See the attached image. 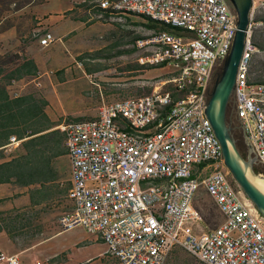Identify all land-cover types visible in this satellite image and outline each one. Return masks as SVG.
Masks as SVG:
<instances>
[{
  "label": "built area",
  "instance_id": "2783aa9c",
  "mask_svg": "<svg viewBox=\"0 0 264 264\" xmlns=\"http://www.w3.org/2000/svg\"><path fill=\"white\" fill-rule=\"evenodd\" d=\"M99 4L171 26L183 23L184 31L158 30L134 41L142 52L138 64L174 66L167 81L157 82L150 93L102 105L93 119L59 124L71 163L69 196L74 202L71 211L60 215V229L82 226L97 235L106 246L99 256L117 264H165L176 246L205 264H264V217L220 170L221 144L204 121L214 67L230 51L236 32L228 1ZM252 16L250 11L233 104L248 145L264 164V83H248L255 51L249 39ZM53 40L46 32L39 43ZM166 82L177 91L165 89ZM14 142L11 136L9 145ZM200 188L222 217L208 229L201 228L204 220L193 203ZM19 262L17 254L0 251V264Z\"/></svg>",
  "mask_w": 264,
  "mask_h": 264
},
{
  "label": "crops",
  "instance_id": "0c3cea01",
  "mask_svg": "<svg viewBox=\"0 0 264 264\" xmlns=\"http://www.w3.org/2000/svg\"><path fill=\"white\" fill-rule=\"evenodd\" d=\"M82 1L45 0L36 5H54L43 11L35 10L36 5L28 6L38 26L34 31L42 33L18 52L33 61L36 73L6 86L9 98L15 100L13 105L11 99L6 101V113L11 114L6 130L13 134L0 143V164L25 154L24 143L42 154L31 163L34 169L24 175L26 180L34 179L32 183L19 184L17 177L0 181V217L9 216V231H0L7 249L0 247V251L17 254L19 264L30 262L27 252L45 245L59 231L60 215L74 207L69 196L71 163L59 124L93 119L102 105L145 94L149 89L145 83L151 72L136 64V54L142 52L134 48L135 38L151 32L144 25L146 19L129 12L101 14L91 7H77ZM46 32L54 40L42 45L39 39ZM164 68L173 73L174 66L161 70ZM11 136L15 142L9 145ZM197 191L193 203L209 196L204 189ZM17 228H22L20 233ZM91 235L93 241L104 245L103 253L105 244ZM50 258L35 264H61V259L50 262Z\"/></svg>",
  "mask_w": 264,
  "mask_h": 264
},
{
  "label": "rangeland",
  "instance_id": "374dc122",
  "mask_svg": "<svg viewBox=\"0 0 264 264\" xmlns=\"http://www.w3.org/2000/svg\"><path fill=\"white\" fill-rule=\"evenodd\" d=\"M255 4L252 7V11L259 8L257 11L259 13L264 12V0H254ZM53 3L50 2L49 4H42L34 6L35 10L43 11L47 9L53 8ZM31 7H27L25 9H21L20 11L16 12H5L0 14V55L5 53H17L18 49L22 50L21 48L26 45L21 39V36H25L28 32H33L38 26L36 25V19H34L33 14L31 13ZM14 24V27L2 30L3 27L7 23ZM257 31L258 38H264V23H259L255 26ZM17 30L22 33V35H18ZM41 31V30H39ZM36 32V31H35ZM257 56L261 59L264 58V51L255 49ZM140 54V53H139ZM138 54H136V57ZM136 64H138L136 62ZM14 63L7 64V68H11ZM147 72H151L147 78V83L149 90H146L145 94L152 92L154 85L159 81H167L171 78V69L161 68L148 70ZM170 84L166 82L163 87L165 89L166 86ZM142 95V94H140ZM139 96V95H138ZM234 102V97H232L231 101L228 104V110H232ZM244 151H246V156L243 158L247 161H253V171L257 177L264 178V167H262L261 163L257 160L256 156L254 155L251 148L245 144ZM224 171L229 172V170L224 166ZM230 173V172H229ZM255 176V177H256ZM232 177V176H231ZM256 179V178H255ZM202 191L203 188H200L197 192ZM194 205L198 206L200 211L205 214L211 220V226L214 227L216 223H219L222 220L221 215L218 213L214 202L210 196H206L205 199L202 201L200 199L194 201ZM205 226L210 228L206 225L204 221V226L201 227L202 229H207ZM58 232L53 234L49 241L45 243V245L31 249L27 252L29 254L30 262L28 264H35L36 261L40 263H44L47 257H59L61 258V264H117V261L112 258H104L99 256L102 253L104 245L100 242L93 241L91 237L93 235L89 234L82 226H75L68 230H61L58 229ZM7 241H3L0 239V247L3 249H7L6 247ZM8 241V245H9ZM176 249L178 253H176ZM173 252H171L170 256L166 264H205L204 262L198 260L187 251L181 248H176ZM20 257H23L22 255ZM23 259V258H22Z\"/></svg>",
  "mask_w": 264,
  "mask_h": 264
},
{
  "label": "trees",
  "instance_id": "16d2710c",
  "mask_svg": "<svg viewBox=\"0 0 264 264\" xmlns=\"http://www.w3.org/2000/svg\"><path fill=\"white\" fill-rule=\"evenodd\" d=\"M43 1L45 0H0V14L3 13V11L5 12L6 11L7 12L20 11L21 9H24L25 7L36 5V4L42 3ZM76 6L85 7V8L91 7L93 10H95L96 12L99 11L101 14H104L105 11L117 12V11L111 10L110 8H102L99 4V0H84L76 4ZM258 9L259 8L253 10L249 39H250V44L252 45V47H254L255 49L257 48L258 50L264 51V38L257 37V31L255 28V26L258 25L259 23H264V12L259 13L257 11ZM138 15L146 19V22L144 25L148 29H150L151 32L158 31V30H167V31H173L177 33L179 31H183L178 26H175V25L171 26L165 22L152 19L143 14H138ZM11 27H14V24L9 22L3 27L2 30H5ZM17 32H18V35L19 34L22 35V33L19 32V30H17ZM41 33L42 31H36V32L29 31L26 36L24 33V35L21 36V39L24 43H27V41L30 39L38 38ZM257 55L258 54L256 53V51H254L251 54L250 60H249L248 83L250 84L264 83V58L261 59ZM10 63H14V65L11 68H7L6 65ZM164 66L165 64H149V65H140V68H146V69L152 70V69H157V68H161ZM135 68H139V67H135ZM35 73H36V68L34 67L33 61L26 60L22 54L19 55L17 53L9 52V53L0 55V143L7 141L8 137L11 134H13L12 130H9V131L6 130V127L9 124L8 122L9 117L11 116V114L6 113V110L9 107V105L6 103L7 99L9 98L7 90H6V86L12 84V80H14V83H15L18 79L22 78L24 75L35 74ZM166 88L169 90H172L173 92L177 91L176 88L171 86V84H168ZM9 99H11L9 101L10 104L13 105L15 100H13V98H9ZM123 129L131 131L130 126H123ZM239 139L241 143L243 144L244 143L243 136L239 135ZM35 140H38V138ZM31 141L33 140H27L26 142H31ZM24 146L26 148L25 154L19 156L17 159L12 158L0 164V181H8L10 178H13V177H17L19 184H23V185L30 184L32 183L31 181H34V179L31 180V178L26 180L24 175L25 173H29L31 170L34 169V166H31V163L33 164L34 158L40 160V158L42 157V154H40L41 152L39 153L33 152V150H31V148L29 147V145H27V143H24ZM37 167L40 168V164L37 165ZM231 179H232V182L237 187V184L233 180L232 177ZM37 181L38 179L36 180V182ZM196 207L200 211L199 207L198 206ZM200 213L206 225H208L211 228L212 227L211 220L209 219V217H207L201 211ZM8 219H9V216L0 217V231L2 230L7 231L9 229L8 224H7ZM21 229L22 228H17L16 231L20 233ZM176 248H181V247L180 246L174 247L172 252ZM175 252L178 253V250L176 249ZM59 259L61 258L53 257V258H50L49 261L53 262Z\"/></svg>",
  "mask_w": 264,
  "mask_h": 264
},
{
  "label": "water",
  "instance_id": "95a60500",
  "mask_svg": "<svg viewBox=\"0 0 264 264\" xmlns=\"http://www.w3.org/2000/svg\"><path fill=\"white\" fill-rule=\"evenodd\" d=\"M227 1L236 17V32L230 51L208 85L205 114L215 136L220 141L224 166L245 196L264 217V190L255 183L253 161L243 158L226 116L228 104L233 97L236 70L247 36L253 0ZM244 140L248 145L245 137Z\"/></svg>",
  "mask_w": 264,
  "mask_h": 264
},
{
  "label": "flooded vegetation",
  "instance_id": "af4514ba",
  "mask_svg": "<svg viewBox=\"0 0 264 264\" xmlns=\"http://www.w3.org/2000/svg\"><path fill=\"white\" fill-rule=\"evenodd\" d=\"M221 62L222 61H219L216 64V66L214 67L213 76L219 71ZM226 116H227V121H228V123H229V125H230V127L232 129V133H233V135L236 138V141L238 143L239 150L242 153V155L245 157L246 156V151H244V147H245L246 142H245V140H243L244 143L242 144L240 139H239V135L243 136V138H244V134H243V130H242V127H241L240 120L235 116L234 104L232 106V110L231 111H229L228 107H227ZM261 165H262V167H264V164L261 163ZM227 175H229V177H231V174L229 172L227 173Z\"/></svg>",
  "mask_w": 264,
  "mask_h": 264
},
{
  "label": "bare ground",
  "instance_id": "6f19581e",
  "mask_svg": "<svg viewBox=\"0 0 264 264\" xmlns=\"http://www.w3.org/2000/svg\"><path fill=\"white\" fill-rule=\"evenodd\" d=\"M253 7V6H252ZM252 7H251V13H253V11H252ZM159 21V20H158ZM174 25L175 26H178V27H180L183 31H184V24L183 23H174ZM204 121H205V125L206 126H212L211 125V123H210V121H209V119L206 117V114L204 113ZM215 142H220L219 140H218V138L215 136ZM224 164H223V161H220V170L223 172V173H226L225 171H224ZM227 173H228V171H227ZM256 176V175H255ZM256 179H254L255 180V183L262 189V190H264V178H262V177H255ZM230 182H232V179H231V177H230ZM233 186L235 187V190H241L239 187H238V185H237V187H236V185L233 183Z\"/></svg>",
  "mask_w": 264,
  "mask_h": 264
}]
</instances>
